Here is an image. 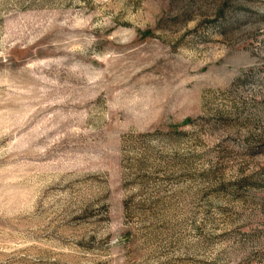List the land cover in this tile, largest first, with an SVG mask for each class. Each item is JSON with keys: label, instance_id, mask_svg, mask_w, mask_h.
<instances>
[{"label": "rangeland", "instance_id": "rangeland-1", "mask_svg": "<svg viewBox=\"0 0 264 264\" xmlns=\"http://www.w3.org/2000/svg\"><path fill=\"white\" fill-rule=\"evenodd\" d=\"M0 264H264V0H0Z\"/></svg>", "mask_w": 264, "mask_h": 264}, {"label": "trees", "instance_id": "trees-1", "mask_svg": "<svg viewBox=\"0 0 264 264\" xmlns=\"http://www.w3.org/2000/svg\"><path fill=\"white\" fill-rule=\"evenodd\" d=\"M239 80H240V78H237L236 81H235V83L238 82Z\"/></svg>", "mask_w": 264, "mask_h": 264}]
</instances>
